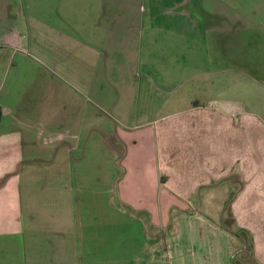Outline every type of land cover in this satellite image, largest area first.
Returning a JSON list of instances; mask_svg holds the SVG:
<instances>
[{"label":"crops","instance_id":"crops-1","mask_svg":"<svg viewBox=\"0 0 264 264\" xmlns=\"http://www.w3.org/2000/svg\"><path fill=\"white\" fill-rule=\"evenodd\" d=\"M144 1L98 0L91 14L90 0L76 10L72 0L45 11L63 18L47 16L58 24L45 26L46 60L40 75L32 73L38 84L33 80L13 94L14 100L20 95L13 129L0 132V255L10 256H0V264H115L114 246L92 245L101 237L94 224L98 201L77 196L90 182V170L82 174V156L75 159L74 153L81 149L86 111L102 109L95 94H111L106 108L122 112L110 160L114 166L121 158L119 202L134 213L123 218L136 221L135 213H144L159 242L165 229L176 237L172 224L184 214L186 238L192 245L200 239L207 250L234 235L192 205L224 195L231 207L228 221L237 233L250 235L246 251L264 264V101L257 96H264V75L258 72L264 65L251 53L246 59L233 53L239 68L227 72L225 23H235L231 12L213 5L202 12L199 50L208 66H196L188 59L197 51L189 18L157 25L154 16L146 17ZM86 10L92 20L79 22ZM21 36L13 43L24 45ZM151 47L169 51L160 57ZM3 114L0 104V123ZM79 206L91 211L90 219L77 218ZM106 206L113 207L112 200ZM172 247L175 264L183 263L177 242ZM141 252L147 260V249ZM202 256L208 264L207 253Z\"/></svg>","mask_w":264,"mask_h":264},{"label":"rangeland","instance_id":"rangeland-1","mask_svg":"<svg viewBox=\"0 0 264 264\" xmlns=\"http://www.w3.org/2000/svg\"><path fill=\"white\" fill-rule=\"evenodd\" d=\"M70 1L72 0H0V54L6 55L3 59L0 58V104L4 107L0 132L13 129V108L20 100V95H17L14 100L13 94L33 80V85L38 84L36 77L32 80V73L37 72V75H40L41 64L46 60L47 55L43 54L42 45V39L45 37L44 32L47 31L45 26L52 23L58 24L55 19L60 21L63 18V15L54 11L56 16L50 14L55 19L50 20L47 18L50 14L45 11L57 4L60 6L61 2L64 6V3L69 4ZM82 1L85 0H77L74 10L84 4ZM90 1L92 14V11L97 8L98 0ZM142 5L146 9V17L154 16L156 24L165 28L175 21L189 18L187 23L192 27L189 32L192 38L189 39L195 41L197 46L194 49L197 51L188 56V59L194 60L193 64L203 69L208 64L203 61L205 57L199 50L203 41V25L205 23L202 19V12L203 10L204 12L208 11L213 5H220L221 8L232 13L231 17L233 16L232 20L235 23L233 25L231 20H227L225 23L227 44L225 67L227 72L234 71L233 68H239L233 60V53L240 54L239 58L244 56L243 59H246L247 52L251 53L252 57H256L259 66L264 65V0H145ZM174 11L178 12V16H174ZM85 14L86 16H83V20L81 19L79 22L92 20L93 15H90V18L87 17L88 10L85 11ZM79 15L80 13H77L76 16ZM23 34L24 45L13 43L17 41L14 38H22ZM167 35L166 30H161L160 40L169 39ZM151 51H155L154 55L160 51L159 56L164 57L165 51L169 50L168 47H155V49L151 47ZM248 57L250 58V56ZM258 72H262L264 75V67H259ZM101 81L102 79L98 80L99 83ZM87 91L88 88H85L84 92ZM109 96L95 94V100L102 109L95 110L96 107H93V110L86 111L87 114L82 119L81 149L74 153L75 159L82 156V174L84 171L90 170V182L88 185L83 183L86 189L79 191L77 196L81 202L88 199L95 203L98 201V205L95 206L97 212L94 215L96 216L94 224L97 226L96 230H101L96 232L101 237H97V243H92V245L114 246L115 264H122V262L148 264V258L156 264H175L172 241L177 242L183 257L180 261L183 263L178 264H202L203 252L207 253L208 259H210L208 264H259L245 248V243L250 242L249 245L252 243L250 235L237 233L234 223L228 221L231 207L225 204L224 195L219 199L214 198V201L208 204L201 201L200 205H192L193 210L197 209V212L208 219L212 225L234 235L231 238L227 237L228 240L220 238L217 243H210L207 250L199 246L200 239L193 238L194 245H192L190 239L186 238L185 221H181L184 214H177L176 217L180 218L172 224L176 237L172 239L165 229L162 231L159 242L156 241L157 237H153L149 219L144 213H135L134 217L138 218L136 221H126L127 218H123L122 213H126L128 216L129 214L133 216L134 213H129L119 202L117 185L122 178L121 158L117 161L115 158L114 166L110 160L111 147H115L117 144V130L119 126L121 127L120 114L122 112L106 108L109 105ZM257 96L258 100L264 101L263 95L257 94ZM37 110L41 113L45 111L41 103ZM85 153H87L86 158ZM87 174L89 175V173ZM110 200L114 206L109 208L106 203ZM90 213L91 211H87V208L82 209L80 206L76 208L77 218H81L83 221L90 219ZM106 225H108V229H106ZM194 226H196V222H194ZM105 231L107 234L112 233L111 237L105 236ZM3 242L9 241L3 240ZM124 247H126L127 253L123 250ZM145 248L147 249V260L144 259L141 252ZM0 256L1 259L10 257L3 253ZM98 259L104 260V255Z\"/></svg>","mask_w":264,"mask_h":264}]
</instances>
